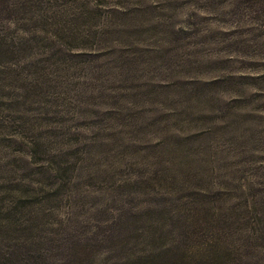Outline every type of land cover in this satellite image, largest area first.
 <instances>
[{"label": "rangeland", "instance_id": "374dc122", "mask_svg": "<svg viewBox=\"0 0 264 264\" xmlns=\"http://www.w3.org/2000/svg\"><path fill=\"white\" fill-rule=\"evenodd\" d=\"M33 2L62 38L4 23L0 250L264 264V0Z\"/></svg>", "mask_w": 264, "mask_h": 264}, {"label": "trees", "instance_id": "16d2710c", "mask_svg": "<svg viewBox=\"0 0 264 264\" xmlns=\"http://www.w3.org/2000/svg\"><path fill=\"white\" fill-rule=\"evenodd\" d=\"M35 11L37 12L36 14ZM52 14L53 13H51L49 9H46L40 3L33 2V0H0V62L3 63H0V67H9V62L16 57H20L21 54L18 53L29 48V43L31 41L24 40V42H22L21 38L13 39L15 37L4 34V31L9 29L4 23L8 22L16 25L23 22V30L26 28L29 29L32 24V26H38L35 27L38 28V33H45L55 39L57 37L61 39L62 34H60V31H62V29L60 30L59 28L57 15ZM47 39L49 38L46 37L44 40ZM42 54L45 55L44 52H42ZM56 56V53L52 54L53 58H56ZM21 63H23V61H21ZM21 63L13 64V66H20ZM27 65L33 66L34 63L29 62ZM262 217L264 218V213ZM248 238L251 237L248 236ZM13 246L17 248L10 246L6 249L8 251L4 249L0 250V264H85L83 260L76 261L75 259H70V257L59 261H52L46 258L48 255L45 256V254L35 246L33 249H30V251L27 250V248H25V243H23V245L16 244ZM77 248L81 250L78 251L81 254H88L93 250L94 246H91L89 242L86 245L76 243V247L70 250L74 253L77 251ZM73 253L71 256H73ZM81 257L82 256L78 258Z\"/></svg>", "mask_w": 264, "mask_h": 264}]
</instances>
